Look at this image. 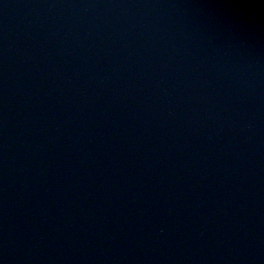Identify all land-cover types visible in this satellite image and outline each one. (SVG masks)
<instances>
[{"label": "water", "instance_id": "95a60500", "mask_svg": "<svg viewBox=\"0 0 264 264\" xmlns=\"http://www.w3.org/2000/svg\"><path fill=\"white\" fill-rule=\"evenodd\" d=\"M0 264H264V0H0Z\"/></svg>", "mask_w": 264, "mask_h": 264}]
</instances>
